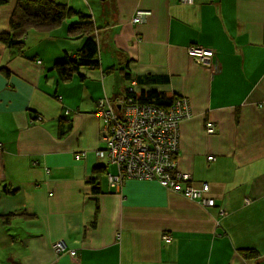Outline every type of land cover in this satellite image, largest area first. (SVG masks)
Masks as SVG:
<instances>
[{
	"label": "crops",
	"instance_id": "0c3cea01",
	"mask_svg": "<svg viewBox=\"0 0 264 264\" xmlns=\"http://www.w3.org/2000/svg\"><path fill=\"white\" fill-rule=\"evenodd\" d=\"M51 1L91 16L100 67L58 82L54 63L81 45L66 37L75 18L28 31L23 53L0 42V264H264V0ZM14 3L0 0V35ZM138 10L150 12L143 24L132 23ZM190 46L214 52L217 67L196 64ZM130 82L189 102L180 185L208 184L214 207L152 180L103 187L112 166L95 154V102L124 97ZM60 240L73 256L55 253Z\"/></svg>",
	"mask_w": 264,
	"mask_h": 264
},
{
	"label": "built area",
	"instance_id": "2783aa9c",
	"mask_svg": "<svg viewBox=\"0 0 264 264\" xmlns=\"http://www.w3.org/2000/svg\"><path fill=\"white\" fill-rule=\"evenodd\" d=\"M180 1L192 4V0ZM146 13L147 11L138 10L131 19L132 23H140ZM187 55L195 62L200 61L211 68L217 67V64L211 62L213 52L209 49L190 46L187 48ZM116 103L123 108V115L117 116L118 113L113 112L108 101L105 104L97 102V115L103 122L99 140L105 143V147L96 150L95 154L106 164L116 167L115 174L106 175L109 187L118 190L124 179H155L164 186L181 190L180 175L177 174L176 179L171 180L170 172L176 165L179 123L189 116L187 100L176 99L174 105L168 108L139 104L131 99H122ZM206 128L208 134L214 133L212 122L207 123ZM1 145L0 143V147ZM80 155L84 156L85 153ZM182 177L185 180L187 178L186 174ZM186 187L188 188L183 191L185 197L200 199L203 206L214 204L211 199L203 197L208 190L207 185ZM52 248L55 253L67 252L63 241L55 242ZM68 252L72 256L75 254L73 250Z\"/></svg>",
	"mask_w": 264,
	"mask_h": 264
},
{
	"label": "trees",
	"instance_id": "16d2710c",
	"mask_svg": "<svg viewBox=\"0 0 264 264\" xmlns=\"http://www.w3.org/2000/svg\"><path fill=\"white\" fill-rule=\"evenodd\" d=\"M69 18H75L76 21L71 23L67 27L66 37L68 40H71L73 42L80 41L81 45L75 51L74 54L64 53L63 59L54 63L52 69L56 73L58 82L66 83L70 81L73 77H77L79 80H82L84 79V75L81 73V70H93V69H98L100 67L98 43L94 35L97 28L95 27L91 16L88 14L77 12L71 7H68L67 5L56 3L51 0H15L13 10L11 12L10 19H9V31L0 35V42L4 44L5 46L16 47L19 53H23L24 37L26 36L28 31L34 30L40 33L50 32L56 29L57 27L61 26L62 23L68 20ZM1 70L3 71L5 76L8 75L7 69L2 68ZM113 70L114 68H109V69H105L104 72L108 73L109 71H113ZM120 70H123V69H120ZM124 79L126 78L124 77ZM159 80H164V79L155 80L153 78L147 77L145 78V83H151V82H155ZM134 84L133 83L131 84L130 82V86L127 87L125 90L123 99H131L134 102H137L139 104H149V105L157 106L160 108H168L169 106H173L176 101V96L168 92H155V91L137 92L135 91ZM98 101H102L105 104V102L108 101V98L106 97L99 98L95 102V106H96L95 111H94L95 115H97V110H98L97 102ZM97 117L99 116L97 115ZM207 123H209V121H206L204 124V130L206 134H208L206 132ZM60 126L61 125L59 124V127ZM102 126H103V122H102ZM214 132H215V126H214ZM104 147H105V143H103V148ZM83 152L84 151H82L81 153ZM80 157H83V156L80 155ZM177 157H178V154H177ZM214 159L215 158L212 156H211V159H208V157L206 158L207 161H213ZM101 173L102 172H98L97 176L91 177L89 179L90 183L92 184L91 187L94 188L93 191L95 193H98L100 191L98 180L101 178ZM177 174L180 175L179 183L183 182V177L181 174H185V173L180 172L179 170H177V166H174V168L170 172L171 180H175ZM124 180L140 181L137 179H124ZM150 180L157 182L163 188L169 189L174 192H178L180 195L185 197V192L183 191L185 188H188V187H183L181 188V190L176 191L173 188L169 187V185L164 186L160 184L155 179H150ZM202 185H207L208 187V184H201V186ZM190 187H193V186L190 185ZM190 200H194L198 202L199 204L201 202L200 199H196V198H193V199L190 198ZM211 200L214 202V205H215V201L213 199ZM14 216L15 214H8V215H5L3 219L5 221H8ZM162 238L165 242L169 240V236L166 233L162 234ZM60 241H63V240H60ZM64 243L66 245L65 250H68V251L71 250V247H69L66 244V242ZM242 255L243 257H255L256 253L253 250H248V251L242 252Z\"/></svg>",
	"mask_w": 264,
	"mask_h": 264
},
{
	"label": "rangeland",
	"instance_id": "374dc122",
	"mask_svg": "<svg viewBox=\"0 0 264 264\" xmlns=\"http://www.w3.org/2000/svg\"><path fill=\"white\" fill-rule=\"evenodd\" d=\"M149 13L150 12H148L147 11V13H146V15H144V17H143V20L140 22V23H144L145 21H146V18L148 17V15H149ZM146 17V18H145ZM137 24H139V23H137ZM63 28V27H62ZM196 64H199V65H203V66H205L204 64H202V62H200V61H198V62H196ZM184 97H176V99H183ZM123 99V97H119V98H115V100H114V102L113 101H108L110 104H111V106H112V110H113V112H115V113H118L117 114V116H120V115H123V113H124V110H123V108L121 107H119L118 106V104L116 103V102H121V100ZM185 99V98H184ZM188 102V101H187ZM188 105H189V102H188ZM115 106H117L118 107V109H116V111H115ZM179 125H180V123H179ZM209 135H211V134H209ZM178 139H179V135H178ZM177 149H178V143H177ZM176 162V165L175 166H177V164H178V157L176 156V160H175ZM112 166V165H111ZM107 173H111V174H115L116 172H115V167L114 166H112V167H109L108 168V172ZM102 184H103V187H105L106 186V175L105 176H103V180H102ZM108 185V184H107ZM109 187V186H108ZM206 193V192H205ZM204 193V194H205ZM207 198V197H206ZM202 207H205V208H212V207H214V204H212V205H210V206H202Z\"/></svg>",
	"mask_w": 264,
	"mask_h": 264
}]
</instances>
